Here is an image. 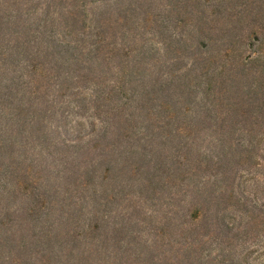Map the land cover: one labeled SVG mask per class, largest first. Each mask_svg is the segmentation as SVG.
I'll use <instances>...</instances> for the list:
<instances>
[{"label":"trees","instance_id":"obj_1","mask_svg":"<svg viewBox=\"0 0 264 264\" xmlns=\"http://www.w3.org/2000/svg\"><path fill=\"white\" fill-rule=\"evenodd\" d=\"M0 264H264V0H0Z\"/></svg>","mask_w":264,"mask_h":264}]
</instances>
